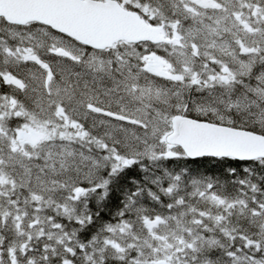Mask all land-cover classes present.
I'll list each match as a JSON object with an SVG mask.
<instances>
[{
    "label": "snow or ice",
    "instance_id": "snow-or-ice-1",
    "mask_svg": "<svg viewBox=\"0 0 264 264\" xmlns=\"http://www.w3.org/2000/svg\"><path fill=\"white\" fill-rule=\"evenodd\" d=\"M0 264H264V0H0Z\"/></svg>",
    "mask_w": 264,
    "mask_h": 264
}]
</instances>
